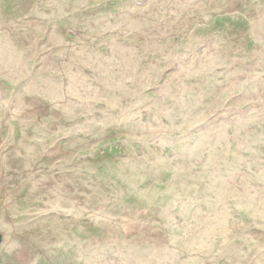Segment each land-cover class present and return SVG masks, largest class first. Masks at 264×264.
Segmentation results:
<instances>
[{"label": "rangeland", "instance_id": "rangeland-1", "mask_svg": "<svg viewBox=\"0 0 264 264\" xmlns=\"http://www.w3.org/2000/svg\"><path fill=\"white\" fill-rule=\"evenodd\" d=\"M0 264H264V0H0Z\"/></svg>", "mask_w": 264, "mask_h": 264}]
</instances>
